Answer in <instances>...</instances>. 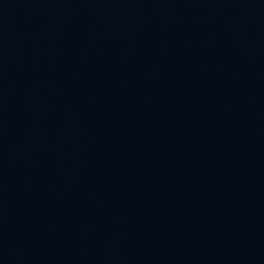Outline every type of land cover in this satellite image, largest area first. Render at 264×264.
<instances>
[{"label":"water","instance_id":"1","mask_svg":"<svg viewBox=\"0 0 264 264\" xmlns=\"http://www.w3.org/2000/svg\"><path fill=\"white\" fill-rule=\"evenodd\" d=\"M0 264H264V0H0Z\"/></svg>","mask_w":264,"mask_h":264}]
</instances>
